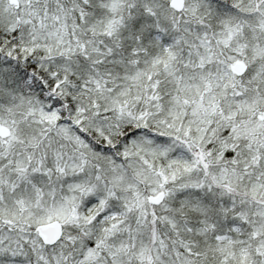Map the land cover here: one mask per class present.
<instances>
[{
  "label": "snow or ice",
  "instance_id": "obj_1",
  "mask_svg": "<svg viewBox=\"0 0 264 264\" xmlns=\"http://www.w3.org/2000/svg\"><path fill=\"white\" fill-rule=\"evenodd\" d=\"M0 264H264V0H0Z\"/></svg>",
  "mask_w": 264,
  "mask_h": 264
}]
</instances>
